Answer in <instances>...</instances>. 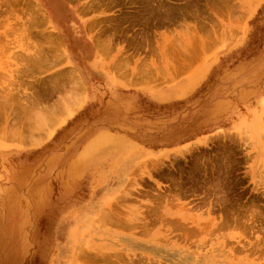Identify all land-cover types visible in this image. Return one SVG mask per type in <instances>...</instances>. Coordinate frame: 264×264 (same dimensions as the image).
<instances>
[{
	"label": "rangeland",
	"instance_id": "rangeland-1",
	"mask_svg": "<svg viewBox=\"0 0 264 264\" xmlns=\"http://www.w3.org/2000/svg\"><path fill=\"white\" fill-rule=\"evenodd\" d=\"M0 264H264V0H0Z\"/></svg>",
	"mask_w": 264,
	"mask_h": 264
}]
</instances>
